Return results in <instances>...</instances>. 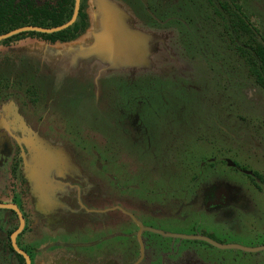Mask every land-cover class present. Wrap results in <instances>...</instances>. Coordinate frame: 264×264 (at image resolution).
Instances as JSON below:
<instances>
[{
    "label": "rangeland",
    "instance_id": "374dc122",
    "mask_svg": "<svg viewBox=\"0 0 264 264\" xmlns=\"http://www.w3.org/2000/svg\"><path fill=\"white\" fill-rule=\"evenodd\" d=\"M111 1L145 33L139 38L144 64L124 66L110 59L85 62H94L88 67L73 61V51L78 58L89 56L81 49L97 30L91 1L93 27L77 46L65 44L58 51L34 43L0 49V77L23 87L13 94L19 121L50 149L63 150L78 177L95 185L92 202L82 196L84 207L99 211L119 204L140 219L146 213L162 219L145 223L170 235L145 233L139 264H264V89L220 39L203 0ZM242 5L262 42L264 0H242ZM13 113L8 103L0 108V194L8 184L1 173L4 153L18 129ZM41 141L31 146L26 161L27 171L36 175L38 167L51 169L56 159L40 155L48 148ZM41 183L50 194L48 176ZM221 183L236 187L241 199L235 206L210 208L205 194L214 184L216 194ZM35 200L49 209L43 198ZM88 218L90 223L80 222L82 242L98 241L106 233L110 250L116 252L120 242V249L126 248L119 235L133 224L123 222L119 212ZM200 236L259 250L218 248L190 238Z\"/></svg>",
    "mask_w": 264,
    "mask_h": 264
},
{
    "label": "flooded vegetation",
    "instance_id": "af4514ba",
    "mask_svg": "<svg viewBox=\"0 0 264 264\" xmlns=\"http://www.w3.org/2000/svg\"><path fill=\"white\" fill-rule=\"evenodd\" d=\"M203 1L211 9L210 14L212 15V18H210V20L213 22L215 26H217V29H219L220 39L223 40L225 44H227L230 50L234 51L238 56H240L244 60L249 76L252 79H254V83L258 87L264 89L262 86H260L257 83L255 77L250 72V68L246 61V58L243 56L242 51L240 50V48L249 49L248 42H251L252 44L255 45H257V43L264 44V36H261L262 42L257 41L258 34H260V32L256 29V27H254L251 24L249 18L244 13L245 10L242 5V0H238L237 2L238 6H240V9H238V7L234 3H232L231 0H203ZM226 2H229L228 6H226ZM241 20H244L245 23L248 25V29L250 30L249 32L244 31L243 26L240 22ZM23 27H27V26H23ZM25 32H36V31H25ZM44 34H48V33H44ZM5 39L0 40V42ZM34 43H36L35 45H37V43L49 45L52 46V48L54 49L57 46L65 45L60 43L55 45H50L48 43L30 38V39H26L25 41H21L15 45L0 46V49H10L13 47H17L21 44L34 45ZM131 58H133L134 61H132ZM145 58H146V51L144 50L142 53L139 54H131L127 57L123 56L122 63H124V66L125 65L131 66L130 64L133 65L144 64ZM94 62L92 63V65L91 63L90 64L85 63V66L89 67L91 65L90 67H92L94 65ZM12 82L14 83L13 85L15 86V88L12 87L10 91L11 93L10 100L2 102L0 104V108L3 107L4 104L6 103L10 104L14 108L13 118L15 119L16 122L15 126H17L18 129L15 132H12V137L10 139L11 149H9L10 146H8L7 148L9 149V151L4 153L5 155L4 157L6 160H5V164L2 165L3 168L1 169L2 170L1 173L6 178V181H8V184H6L5 188L2 189V192L0 194V204L3 205L13 204L17 206V208L20 211V214L24 219V225L21 231L15 237L17 247L23 252H25L22 248H20L17 239L18 236L25 230L26 218H27V220L32 222V226H33L32 228L34 231L40 225L43 226L42 236H38L39 243L36 245L35 249L38 252H45L47 253V255H45V257L40 261V264H47L51 260H56V262H60L62 264L65 263L66 260L72 264H139V262L142 260V256H143L142 254H144V250L146 249L143 239L145 233H154L164 236L170 235L164 232L162 233L158 231V229L155 230L153 226L147 225L148 222L156 223L157 221H161L162 219L156 216L151 217L147 213L143 215L141 214L142 219H140L133 211H131V209L125 208L119 204H114L106 209H101L99 211H95L97 209H93L90 207H84V205L81 203L82 202L81 198L82 196H84L85 198L90 199L92 202L95 196L92 195L91 190L95 189V185H93L90 181H85L83 178L78 177V172L76 168L77 166L74 167L73 166L74 164H72L71 162L68 163L69 156L65 154L63 150L61 152L58 151L57 153L55 152V150L50 149L48 143H45V141H41L40 138L35 139L33 137L35 136L33 131L36 132L34 129H32L33 131L32 130L30 131V128L26 127V125L29 126L27 123L25 125L24 123H21L19 121V116L15 111L16 104L13 102L14 101L13 94L15 95H17L18 93L21 94L20 91H22L23 87L21 84L15 82L14 80ZM25 104L26 103L23 102L22 106H24ZM5 121L7 122L6 119ZM29 134L30 136L32 135V137H29ZM37 140L41 141L42 143H44V145L48 146V148L46 149L39 150V152H43L40 155L55 156L56 159L55 161H53L55 163H51L53 164L51 166V169L50 167L48 168L47 165L46 166L42 165L38 167L40 171L36 175L34 173L27 171L26 161H30V157H31L30 149L31 146H34V143ZM230 166L236 168L235 165L232 163L230 164ZM237 168L240 172H243L246 175L250 174L244 168H239V167ZM49 170H51V172H49L48 175L47 171ZM46 176H48V178L50 179V184H51L50 194H47L45 192V185L44 183H41V181H43L46 178ZM257 176L259 177V179L261 178V176H259L258 174ZM51 178H53V180ZM112 180L114 183L117 181L114 180L113 177ZM216 187L218 188L216 194L215 192H213L212 187H210L205 194V199H207L205 202L210 208H215L219 206H223V207L235 206V204L241 199L240 198L241 194L236 187H232L230 185H227L226 183H221L220 186H216ZM100 189H102L104 192L105 186H101ZM36 197L38 198L41 197L44 199L45 202H48L49 209L47 210L46 208L41 209L37 205L38 203H36L35 200ZM22 203L25 205V207L28 208V214L27 213L25 214L22 208L18 206L19 204ZM0 209L12 210L17 216L18 226L10 234L9 240L12 249L17 254L21 255L24 258V256L14 248L12 241L13 234L17 232L20 228V214L11 208L0 207ZM111 210L119 212L122 215V217H124L123 219H125L123 220V222L129 221L130 223L133 224L132 229L129 230L126 235L123 234L119 235L121 239H126V243H127L126 248L120 249L119 245L124 244L123 242H120L117 245L118 250H116V252L110 250V247H108V245L106 244V242L109 239V236H107L108 234L106 233H104L103 237L100 238L98 241L87 239L86 242L84 241L82 242L79 232V230L82 232V230L79 229L80 222L83 221V223H90V219L88 217L91 215V213H103L104 211L111 212ZM105 223L106 222H102L104 226ZM111 224L115 225V222H112ZM117 224L120 223L117 221L116 225ZM2 225L3 223L0 222V228ZM190 238L198 239V237H190ZM35 239H36L35 232H33L32 236L29 237L28 242L30 241L34 243L36 242ZM111 239H114V236L110 237V240ZM198 240L213 245L205 240L202 239H198ZM219 245H225V244H219ZM80 247H84L86 249L84 251H80L79 250ZM151 247L152 245H149L150 249ZM25 253L29 256L30 264H32V259L30 255L27 252ZM128 254L134 256V258H128ZM24 260H25V264H27L25 258Z\"/></svg>",
    "mask_w": 264,
    "mask_h": 264
},
{
    "label": "trees",
    "instance_id": "16d2710c",
    "mask_svg": "<svg viewBox=\"0 0 264 264\" xmlns=\"http://www.w3.org/2000/svg\"><path fill=\"white\" fill-rule=\"evenodd\" d=\"M76 0H0V35L23 26H39L43 28H54L67 23L73 15ZM89 1L81 0L78 18L72 26L53 34L39 32H24L12 36L0 42V46H11L26 39H36L50 45L67 44L76 42L87 34L91 26L89 15ZM238 9V0H231ZM229 2H226L228 6ZM244 31H250L244 20L240 21ZM254 41V40H253ZM248 48H240L243 56L249 65L250 72L257 83L264 88V44L257 45L248 42ZM9 78L0 77V104L10 100L11 89L15 88ZM10 198V196H9ZM14 202V201H11ZM16 203V201H15ZM25 214L28 208L25 205H18ZM26 218V216H25ZM2 220V221H1ZM0 264H25L24 258L17 254L11 247L10 234L17 228L18 219L12 210L0 209ZM42 223V222H40ZM32 222L26 218L25 230L18 236V244L27 252L32 264H40V261L47 255L45 252H38L35 248L39 243L38 236H42L43 226L40 225L35 231ZM35 232L36 242H28L29 237Z\"/></svg>",
    "mask_w": 264,
    "mask_h": 264
},
{
    "label": "water",
    "instance_id": "95a60500",
    "mask_svg": "<svg viewBox=\"0 0 264 264\" xmlns=\"http://www.w3.org/2000/svg\"><path fill=\"white\" fill-rule=\"evenodd\" d=\"M91 1H93V3L96 6V12L98 14V18H97V30L93 32V36H92V40L90 41V45L87 46V48H82L81 51H86V56H88L87 58H85L86 56H84L85 59L83 58H78V55H75L76 51L72 52V59L73 61H79V62H83V64H85V62H99V63H106L108 61H110V59H115L117 60L121 65H124L123 62V56L127 57L132 53V50L128 49L127 46L125 45V38L128 35H132L135 36L138 39V43L135 45L136 51L135 54H139L142 53L144 50L140 46L139 44V38H143L145 37V33L141 32V31H137L133 25H132V20L130 19V17H128L124 11H121V8H118L113 1L111 0H90L89 2V15H90V19H91V26L90 29L88 30L87 34H89V32L91 31L92 26V16H91ZM80 3L81 0H76L75 2V9H74V14L73 17L71 18V20L61 26L55 27V28H41V27H36V26H27V27H23V28H19L16 30H13L5 35L0 36V40L11 37L15 34L21 33V32H25V31H36V32H41V33H56L62 30L67 29L68 27H70L71 25H73V23L76 21L77 16L79 14V9H80ZM86 34V35H87ZM86 35H84L83 37H85ZM83 37H81L80 39H82ZM80 39H78L76 42H73V44H76ZM69 44V43H67ZM83 44V43H82ZM77 46V44H76ZM60 48V46H57V48ZM63 49V48H61ZM75 49V48H74ZM69 50V49H68ZM58 51H62V50H58ZM79 51V50H78ZM77 51V53H78ZM68 56H70L69 54H66ZM71 57V56H70ZM132 61L133 58H131ZM138 61V60H136ZM131 66H133V64H130ZM0 207H4V208H11L13 210H15L16 212H18L20 214L19 209L17 208V206L10 204V205H3L0 204ZM24 225V219L22 217V215L20 214V228L17 232H15L12 236V241H13V246L14 248L24 256V258L26 259V263L30 264V258L29 256L23 252L22 250H20L17 245H16V241H15V237L16 235L21 231L22 227ZM198 239H202L205 240L215 246H218L219 248H240L242 250L245 251H257L259 249H248V248H243V247H239V246H235V245H219L216 242L212 241L211 239L205 238V237H198ZM262 249V248H261Z\"/></svg>",
    "mask_w": 264,
    "mask_h": 264
},
{
    "label": "bare ground",
    "instance_id": "6f19581e",
    "mask_svg": "<svg viewBox=\"0 0 264 264\" xmlns=\"http://www.w3.org/2000/svg\"><path fill=\"white\" fill-rule=\"evenodd\" d=\"M124 42L127 48L132 50V53L135 54L137 48L135 45L138 43V39L135 36L128 35L126 36Z\"/></svg>",
    "mask_w": 264,
    "mask_h": 264
},
{
    "label": "crops",
    "instance_id": "0c3cea01",
    "mask_svg": "<svg viewBox=\"0 0 264 264\" xmlns=\"http://www.w3.org/2000/svg\"><path fill=\"white\" fill-rule=\"evenodd\" d=\"M59 49H60V50H63V49H61V48L58 47V50H59Z\"/></svg>",
    "mask_w": 264,
    "mask_h": 264
}]
</instances>
